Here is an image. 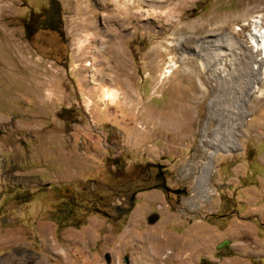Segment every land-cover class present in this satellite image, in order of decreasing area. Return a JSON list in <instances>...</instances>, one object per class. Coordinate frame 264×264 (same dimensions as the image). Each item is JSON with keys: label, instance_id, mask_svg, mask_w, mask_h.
<instances>
[{"label": "rangeland", "instance_id": "1", "mask_svg": "<svg viewBox=\"0 0 264 264\" xmlns=\"http://www.w3.org/2000/svg\"><path fill=\"white\" fill-rule=\"evenodd\" d=\"M132 3L124 21L112 0H0V264H264V92L247 96L241 47L221 80L193 50L247 42L264 0ZM48 4L59 31L39 29ZM243 100L236 145L215 149Z\"/></svg>", "mask_w": 264, "mask_h": 264}, {"label": "bare ground", "instance_id": "2", "mask_svg": "<svg viewBox=\"0 0 264 264\" xmlns=\"http://www.w3.org/2000/svg\"><path fill=\"white\" fill-rule=\"evenodd\" d=\"M112 1L115 4V9H116L115 10L116 12L111 15L112 18L114 19L116 18L118 20L123 19L124 21L128 19V15H127L128 7L127 6H129L130 4H133L132 3L133 0H112ZM158 1H162V0H158ZM246 9L249 10L248 8ZM247 10L245 12H247ZM251 16L252 17H250V15L249 16L247 15V17L242 19L243 22L241 23L242 26H245V25L250 26V29L246 33L249 39L247 42H244V40L242 41L241 39H235L234 37L236 33L235 32L233 33L234 35L232 33H228L230 42H211V40H213L212 38H205L206 39L205 42H195V46L193 48L194 52H196L200 58V66L202 67V70L206 66L210 69H213L217 79L221 80L226 77L230 69H233L235 67L234 57L233 58L227 57L229 55L228 53L232 51L234 47H237V46L241 47L243 51V55L241 56H243L252 74V75L249 74L250 79L248 81V84H250L249 85L250 87L247 86V91H246L247 96L254 91L258 92L259 94H262L264 92L263 86L257 85L259 81L264 79V26L261 23L262 21L261 15L256 14V15H251ZM129 19H130V16H129ZM236 29L239 30L240 27ZM96 38L98 39L99 36ZM171 44L172 42H170V45ZM102 50H103L102 47L97 48V52L98 51L101 52ZM110 51L116 54L120 52V49L118 48V46H115L113 48H110ZM120 54H122L123 56L122 51L120 52ZM183 55H184V52H183ZM216 55L217 57H215ZM212 62H215V63H212ZM170 63L172 67H175L176 62H174L173 59H171ZM90 64L91 62H86L85 66L86 65L88 66ZM103 92H104L105 97L110 98L112 102L118 98L119 93L116 90L105 87L103 89ZM211 110L212 108H210L209 112H211ZM246 111H247V108H246L245 100H243V102H241V105L240 106L238 105V107L235 109L234 111L235 113L233 114V117L230 120L231 121L230 123L231 132L229 133V138L223 141H219L217 139L212 140L215 149L222 147V149L224 150L232 146L234 147L236 145V142H237L236 133L239 132V128L244 122V114L246 113ZM206 135H207V131L205 129L203 137L205 138ZM209 173L210 172L208 170V167L207 165H205L202 173L197 178V185L194 190L195 191L194 197L196 196V197L202 198V197L207 196V192H208L207 181H208ZM119 208L122 209V207L118 205L115 207V210ZM158 218H159V215L157 213H153L147 217L150 223L155 222Z\"/></svg>", "mask_w": 264, "mask_h": 264}, {"label": "flooded vegetation", "instance_id": "3", "mask_svg": "<svg viewBox=\"0 0 264 264\" xmlns=\"http://www.w3.org/2000/svg\"><path fill=\"white\" fill-rule=\"evenodd\" d=\"M37 24L40 26L39 29L42 31H59L61 29V27H60L61 15H60L59 9L55 8L51 4H48L47 10H44L43 12H41L39 14V16H37ZM24 25L26 27H30V26L34 25V22L32 19L30 20V18H27V22L24 23ZM149 168L155 169V172L153 174H151L148 171L149 170L148 168L145 169L146 176L142 177L143 180H145V181L151 180V175H152V177L155 181H159L164 185L165 184V178H164V172H163L162 167L153 165V166H150ZM163 190L167 191L168 193L171 192L170 190H167L166 188H163ZM110 192H112V190H110ZM136 193L137 192L134 191L127 196L128 199L124 203L126 208L122 207V209L119 208V209L115 210L119 213V217L128 214L131 211V209L134 207ZM128 207H131L130 211H129ZM108 215H110V214H108Z\"/></svg>", "mask_w": 264, "mask_h": 264}, {"label": "water", "instance_id": "4", "mask_svg": "<svg viewBox=\"0 0 264 264\" xmlns=\"http://www.w3.org/2000/svg\"><path fill=\"white\" fill-rule=\"evenodd\" d=\"M221 151L226 152V150H223V149H221ZM215 152L216 151L213 150V151L209 152V155H208V160L206 162V165L208 167L209 172H210V170L212 168V157H213ZM114 209H115V206H114Z\"/></svg>", "mask_w": 264, "mask_h": 264}, {"label": "crops", "instance_id": "5", "mask_svg": "<svg viewBox=\"0 0 264 264\" xmlns=\"http://www.w3.org/2000/svg\"><path fill=\"white\" fill-rule=\"evenodd\" d=\"M154 213H156V212H154ZM151 214H153V213H151ZM151 214H149V215H151Z\"/></svg>", "mask_w": 264, "mask_h": 264}]
</instances>
